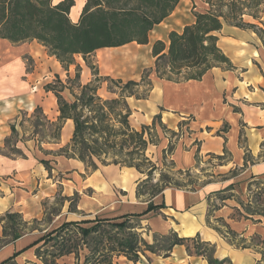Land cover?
Segmentation results:
<instances>
[{
	"label": "crops",
	"instance_id": "obj_1",
	"mask_svg": "<svg viewBox=\"0 0 264 264\" xmlns=\"http://www.w3.org/2000/svg\"><path fill=\"white\" fill-rule=\"evenodd\" d=\"M61 1L53 0L54 3ZM188 2L191 3L180 0L174 11L150 31L148 44L136 45L145 46L151 52L152 44L160 40L167 47L171 31L179 33L194 22L193 13L189 22L186 21L184 6ZM84 3L85 0H75L69 13L72 22L77 21ZM195 9L193 6L192 11ZM260 22H263L261 17ZM224 33L226 36H221ZM218 46L232 68L214 67L200 80L182 82L162 80L152 72L148 98L135 100L134 108L130 103L132 98L127 99L134 109L131 118L135 110L140 116L137 125L132 127L150 126L154 117L159 116L166 129L175 133L170 139L158 130V144L149 145L147 149L150 158L154 156V160L160 161L166 155L177 170L205 174V180L199 179L200 184L194 189L166 188L152 198L153 205L162 207L139 218V231L150 244L154 234L166 235L171 231L184 238L199 236L201 241L214 247L216 260H226L229 264H264L262 246L252 242L254 237L264 238V215L248 214L242 207L249 204L254 209L255 193L251 188L258 186L256 183L264 187V45L253 31L224 24L218 33ZM36 51L40 57L35 61L31 76L40 75L43 67H52L53 56L35 40L12 44L0 39V119L11 118L19 103L33 107L40 101L35 92L28 90L29 83L20 79V74L25 72L20 57L31 56ZM64 125L68 137L73 131L72 122L67 120ZM3 129L0 144L8 137L7 127ZM169 142L172 150L167 152ZM41 160L31 154L22 159L0 156V217L6 212H17L25 221L40 220L44 216L41 202L54 199L57 183L48 175ZM67 167V180L59 183L63 186V197L70 196L75 188L70 179H74V175L79 177L83 173L81 168H85L80 161L68 159L59 163L57 170ZM144 178L134 168L101 166L86 179L92 194H82L84 197L80 196L74 212H68V205H62V212L42 232L25 234L0 248V263L17 252L19 255L14 260L17 264H42L35 256L38 245H32L44 233L66 221L144 213L149 200L136 196L137 184ZM222 197L226 199L221 200ZM212 218L220 226L211 225ZM218 219L236 234L235 243L242 240L246 248L230 241ZM146 256L149 261L141 258L136 264H208L205 258L188 254L180 245L174 246L166 258L151 253ZM117 262L133 264L123 257Z\"/></svg>",
	"mask_w": 264,
	"mask_h": 264
},
{
	"label": "trees",
	"instance_id": "obj_2",
	"mask_svg": "<svg viewBox=\"0 0 264 264\" xmlns=\"http://www.w3.org/2000/svg\"><path fill=\"white\" fill-rule=\"evenodd\" d=\"M179 1L85 0L77 21L72 22L69 13L75 0L58 3L53 0H0V39L12 44L35 40L67 70L75 55H80L85 61L87 56L100 49L130 43L148 44L150 31L174 11ZM206 3L207 10L193 12L192 24L184 26L179 33L171 31L168 34L167 47L160 40L152 44L154 67L142 79L147 76L150 80L149 73L153 71L159 79L172 82L200 80L214 67L232 68L230 60L218 46V33L224 24L252 30L264 44V26L259 27L244 20L246 16L260 22L264 0H207ZM93 75L91 82L81 85L77 66L74 79L79 93H71L74 95L72 101L63 98L61 92L64 87L58 76L56 78L61 89L52 84L46 86V90L51 91L57 99V131H60L65 120L73 122L72 136L68 144L59 150L60 155L76 159L90 170H97L99 165L134 168L145 176L137 184L136 196L139 198L146 194L148 207L142 214L66 221L44 233L32 245H38L35 249L36 258L42 264H58L59 259L73 255L76 264H118L117 259L123 257L136 264L142 257L148 260L147 253L166 258L174 246L180 245L185 247L188 254L205 258L208 264H229L226 260L214 259V247L201 241L199 236L184 238L171 231L166 235L154 234L151 244L142 237L139 232L141 226L137 221L145 213L162 207L153 205L152 198L166 188L194 189L197 183L190 179L186 185H172L168 177L161 175L156 184L148 187L157 170L156 164L147 155L148 146L159 142L156 127L158 125L164 133H175L166 129L159 116L154 117L150 126H141L139 129L131 126L132 110L127 99H140L133 91L139 83L99 77L97 72ZM67 77L69 81V75ZM101 80L108 81L118 89L116 97L104 99L97 94V83ZM112 87H107L110 93H114ZM10 130L12 134L16 133L13 126ZM58 132L54 139L59 138ZM171 148L166 151L170 152ZM41 163L49 171L48 162ZM184 173L191 178L189 171ZM259 190L262 194L253 196L256 203L254 209L249 204H242L246 213L264 215V200L262 202L260 198V195L264 197V187L259 186ZM0 222V248L36 230H28L30 222L17 212H6L0 217ZM33 222L39 221L34 219ZM218 222L226 228L231 242L246 248L242 240L235 243L236 234L226 224L220 219ZM216 230L222 234L220 229ZM254 241H258L256 245L262 246L261 261L264 262V238L257 236L252 239ZM18 255L16 252L0 264H15Z\"/></svg>",
	"mask_w": 264,
	"mask_h": 264
},
{
	"label": "rangeland",
	"instance_id": "obj_3",
	"mask_svg": "<svg viewBox=\"0 0 264 264\" xmlns=\"http://www.w3.org/2000/svg\"><path fill=\"white\" fill-rule=\"evenodd\" d=\"M190 1L192 4L188 2L184 6L185 17H186V21L188 22L191 19L192 16L191 14L194 11L202 12L208 9V4H206L205 2L207 0H190ZM193 6L196 8L194 11H192ZM260 14H261L260 17L262 18L263 22L257 23L255 20L246 16L244 17V20L249 23L257 24L259 25V27H263L264 10L261 11ZM221 36H226V33L221 34ZM39 57L40 55L38 51L32 53L31 56L30 54L29 55L25 54L23 55V57H20V60L21 59L23 60L25 67L24 68L25 72L23 71V73L20 74V79L26 80L29 83L28 90L35 92L36 95L40 97V101L37 100L38 103L35 104V106L33 107L30 106L29 103L26 104L19 103L18 104L19 108L15 109L16 111L14 115L11 116V118L0 119V133H2L4 127H7V131H8V135H7L8 137L4 140V142L2 141V144H0V156L3 157L6 156L11 159H22L31 154L34 157L38 158V160L42 159L41 161H47L49 168L55 170L51 172V169H49V171L47 170V172L48 175L51 176V179L55 182V184L57 183L56 194L53 200L46 199L41 202L44 216L41 217L40 220L35 219L39 222L34 223L33 222L34 219L27 221L30 222V224L27 226L28 230L31 231L33 229H36L34 232L31 233H40L42 232V230L49 227L50 224L52 223L53 218L58 213L60 214V212H62L61 211L62 205H68L67 211L74 212L76 204H78L79 202L80 196L82 194H84L85 196L92 194V191L88 189V180L86 179H88L91 176V174H93L94 171H96V170L81 168L83 173H81L79 177L74 175L75 178L70 179V182L74 183V187L78 189V192H76V189L73 188V191L71 192L70 196H65V197L61 196L63 186H61L59 183L61 182L64 183L67 180L66 175L68 173L65 171V169L68 170L69 168L68 167L61 168L58 171L57 167L59 166V163H62L63 161L68 160L69 158L65 157L64 155H60L59 150L68 144L72 136V133L68 135V137L66 136L65 133L66 126L64 125V123L67 120L63 122L60 131L59 132L57 131V126L59 124L57 120L59 116L57 99L51 91L46 90V86L52 84L55 85L57 89H61V85L58 84L56 78V76H58L64 87V90L61 92L63 98L66 101L74 100V95L79 93L76 80L74 79L76 75V68L77 66H79V75H80L79 83L81 85L91 82L94 79L93 73L95 72L98 73L99 77H110L111 79L114 80H121L124 83L127 81H135L139 83L140 85L134 88L133 91L135 95L140 99L131 97L132 98V101L130 102L131 107L134 108V105L136 104L135 100H146L152 90V82L148 80L147 76L144 79H142V76H145L148 70L154 67V61H155V59L152 57L151 52H148V48H146L145 46H137L136 43H133L116 48H104L101 50H97L93 54L87 56L85 61L80 55H75L73 57V62L68 66L67 70L54 57H52V62H53L51 63L52 67L47 68L48 70L43 67L40 75L34 74V76L33 75L31 76L30 74H32V72H34L35 70V61ZM17 62L19 63L20 61L18 60ZM152 72L149 73V79H151ZM68 75L70 77L69 81L67 77ZM97 85L99 87L97 90V94L101 98L108 99L117 96L118 89L113 85H111L108 81L101 80L100 82L97 83ZM108 86L111 87L113 86L112 91H114V93L116 94L110 93L107 89ZM71 93H74V95ZM133 108H131L132 114L134 113ZM55 113L57 115H55ZM137 113L138 111L135 110V114L133 118H131L132 115L130 117V124L133 126H136L140 119V116ZM11 126H13L14 129L16 130L15 134H12L10 130ZM156 130L158 131L161 129H159V127L158 128L156 127ZM57 132L59 133V138L54 139ZM163 134H166L165 136L170 139L174 137L168 132L166 133L163 132ZM158 139H159V135H158ZM170 143L171 142H169L166 150L172 147ZM163 154L165 155L164 152ZM43 159H48V160H43ZM55 159L58 160L56 161ZM151 159L152 162L156 164L157 170L154 171L152 176V182L148 184V187L153 184H156L160 180L161 175L168 177L169 178L168 181L171 182L172 185L176 183H178L179 185H186L190 179H193L194 181H196L197 184H200L199 179L201 180V178L205 176V174H201V173H191L190 174L191 178H189V176L186 175L184 171L181 173L178 172L179 170L174 168L171 160L166 155L163 156V159L160 161L154 160V156H152ZM100 167L101 165L98 166V169ZM205 169L209 170L210 168L206 167ZM72 171L76 172V169ZM203 180H205L204 177ZM251 190L255 194H259V193L262 194V192L259 190V186H254L253 188H251ZM144 197L147 198L148 196L145 194ZM260 198L261 201L263 202L264 197L260 195ZM137 222L138 224H140L139 221ZM211 225L215 227H217L218 225L216 224L213 218ZM31 233H27V234H31ZM254 242L255 244H258V241H254ZM160 244L162 243L160 242ZM142 258L146 261H149V259L147 260L145 257ZM14 263L17 264L15 261ZM27 264H35V263L30 262ZM58 264H76V261L74 260L73 255H70L69 257H65L61 260L59 259Z\"/></svg>",
	"mask_w": 264,
	"mask_h": 264
}]
</instances>
